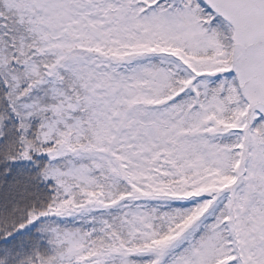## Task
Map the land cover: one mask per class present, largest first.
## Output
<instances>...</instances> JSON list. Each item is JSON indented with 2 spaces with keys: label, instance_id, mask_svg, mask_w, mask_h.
<instances>
[{
  "label": "snow or ice",
  "instance_id": "1",
  "mask_svg": "<svg viewBox=\"0 0 264 264\" xmlns=\"http://www.w3.org/2000/svg\"><path fill=\"white\" fill-rule=\"evenodd\" d=\"M0 264H264V0H0Z\"/></svg>",
  "mask_w": 264,
  "mask_h": 264
}]
</instances>
